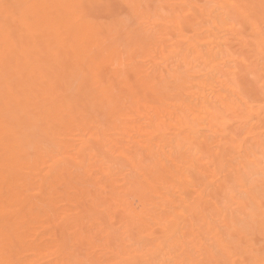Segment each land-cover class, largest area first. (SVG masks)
Instances as JSON below:
<instances>
[{"label": "bare ground", "instance_id": "1", "mask_svg": "<svg viewBox=\"0 0 264 264\" xmlns=\"http://www.w3.org/2000/svg\"><path fill=\"white\" fill-rule=\"evenodd\" d=\"M0 264H264L262 0H0Z\"/></svg>", "mask_w": 264, "mask_h": 264}, {"label": "snow or ice", "instance_id": "2", "mask_svg": "<svg viewBox=\"0 0 264 264\" xmlns=\"http://www.w3.org/2000/svg\"><path fill=\"white\" fill-rule=\"evenodd\" d=\"M4 7H5L6 9H8V8L18 7V6L4 5ZM75 7L80 8V9H86V8H88L89 6H86V5H77V6H75ZM233 7H240V6H239V5H233ZM262 7H264V0H262ZM84 15L86 16L87 13H84ZM127 20H128V23H129V24H134V23H135V18L132 17V16H128V17H127Z\"/></svg>", "mask_w": 264, "mask_h": 264}]
</instances>
